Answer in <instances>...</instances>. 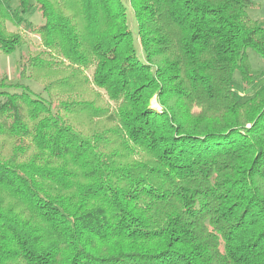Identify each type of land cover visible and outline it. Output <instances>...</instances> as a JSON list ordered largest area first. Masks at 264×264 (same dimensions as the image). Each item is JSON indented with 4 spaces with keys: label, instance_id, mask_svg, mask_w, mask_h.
<instances>
[{
    "label": "trees",
    "instance_id": "1",
    "mask_svg": "<svg viewBox=\"0 0 264 264\" xmlns=\"http://www.w3.org/2000/svg\"><path fill=\"white\" fill-rule=\"evenodd\" d=\"M255 5L0 0V264H264Z\"/></svg>",
    "mask_w": 264,
    "mask_h": 264
},
{
    "label": "rangeland",
    "instance_id": "2",
    "mask_svg": "<svg viewBox=\"0 0 264 264\" xmlns=\"http://www.w3.org/2000/svg\"><path fill=\"white\" fill-rule=\"evenodd\" d=\"M253 1L256 2V5L250 7L248 9V12L253 19L258 20L260 23L264 25V0H253ZM128 16H129L128 19L129 27L133 31V34L136 36L137 23L130 8H128ZM27 18L34 23L41 22V17L39 12L35 10H32L30 13H28ZM6 25H7V29L10 31H21V33L25 38V43L21 47H19L18 50L15 51L14 53L3 54L0 52V76H7L8 81L12 83H16L17 82L16 76L18 74L17 71H18L20 55L22 53L25 54L29 50L38 47L40 39L33 34L25 33L22 30H19V28H16L10 22H7ZM139 55L141 56V53H139ZM248 57L251 63V68L257 71L258 77L252 85L245 88L242 86V83L240 82V77L238 72L234 73L233 88L237 92V96L241 101L250 97L256 89L264 85V60L252 50L248 51ZM88 73L91 74V70H88ZM23 83L27 84L33 90V92H35V94L37 93L42 96L44 95L42 91V87L36 82L31 80H25ZM10 90L18 91L19 88H10ZM151 103L153 107L157 109L159 108V105L154 99H152Z\"/></svg>",
    "mask_w": 264,
    "mask_h": 264
}]
</instances>
